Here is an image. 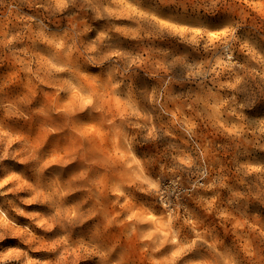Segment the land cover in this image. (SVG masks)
<instances>
[{
  "label": "clouds",
  "instance_id": "1",
  "mask_svg": "<svg viewBox=\"0 0 264 264\" xmlns=\"http://www.w3.org/2000/svg\"><path fill=\"white\" fill-rule=\"evenodd\" d=\"M0 264H264V0H0Z\"/></svg>",
  "mask_w": 264,
  "mask_h": 264
},
{
  "label": "rangeland",
  "instance_id": "2",
  "mask_svg": "<svg viewBox=\"0 0 264 264\" xmlns=\"http://www.w3.org/2000/svg\"><path fill=\"white\" fill-rule=\"evenodd\" d=\"M7 243L12 244V243H16V241H14V240H9V241H7ZM33 255H34L35 257H37V258H43L44 255H45V253H43V252H37V253H33Z\"/></svg>",
  "mask_w": 264,
  "mask_h": 264
}]
</instances>
